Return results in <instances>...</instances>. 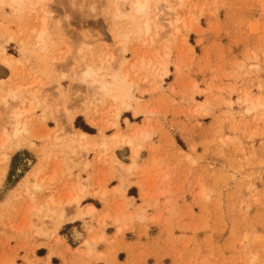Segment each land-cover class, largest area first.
I'll return each mask as SVG.
<instances>
[{"label":"rangeland","instance_id":"374dc122","mask_svg":"<svg viewBox=\"0 0 264 264\" xmlns=\"http://www.w3.org/2000/svg\"><path fill=\"white\" fill-rule=\"evenodd\" d=\"M106 3L44 0L37 13L19 19L0 8V53L15 63L19 39L13 35L23 27L38 31L44 12L51 14V19H44L50 37L46 50L32 47L28 61L19 70L15 66V77L0 64L2 86L7 89L21 80L33 85L41 91L40 102L52 108L53 118L64 109L76 110L75 102L86 90L80 83L82 65L103 57L124 59L134 67L133 105L150 114L120 117L121 130L132 132L127 121L149 135L139 143V167L120 172L126 187L138 186L144 191L143 202L160 208L140 264H264V108L248 112L252 103L264 106V0H187L180 13L184 26L174 38L169 31L157 37L152 33L153 43L132 42L125 52L116 48ZM142 60L155 65L162 61L167 76L148 74L140 68ZM52 118L41 111L32 114L24 137L29 149L16 152L8 176L0 181V202H10L0 204V264H44L33 259L36 250L50 249L58 239L59 231L52 228L48 235L53 240L41 235L47 232L41 208L48 192L32 191L34 204L19 200V194L8 197L11 187L36 164H47L48 171L65 164L70 179L85 184L88 195L99 193L101 186L106 190L120 175L107 161L99 163L92 154L82 158L64 150L61 142L49 140L50 129L57 126ZM75 123L76 128L86 124L80 118ZM91 133L98 134L95 129ZM119 150L130 154L123 163H132L130 149ZM141 157L151 160L149 166L143 168ZM63 186L62 179L53 184L56 203H61L55 209L62 205ZM124 191L118 197L123 198ZM92 227L84 223L85 243L95 248L104 242L98 238L105 226L96 224L98 232ZM81 261L72 257L63 263Z\"/></svg>","mask_w":264,"mask_h":264},{"label":"bare ground","instance_id":"6f19581e","mask_svg":"<svg viewBox=\"0 0 264 264\" xmlns=\"http://www.w3.org/2000/svg\"><path fill=\"white\" fill-rule=\"evenodd\" d=\"M44 0H0V8L8 9L11 14L19 19L25 16H30L32 13H37L40 3ZM187 0H107L106 16L109 18V27L113 32V39L116 43V48L122 52L132 42L153 43L150 39L152 33L155 37L159 36L164 31L174 38L180 28L184 26V18L181 17V10L185 7ZM50 13L44 12V19L50 18ZM162 22L165 26L160 25ZM41 21V29L38 31H29L28 27H23L17 31L18 38L17 52L19 60L15 63L7 59V55L2 51L0 53V64L7 67L12 75H17L15 66L19 70V66L23 62H27L32 55V47L38 46L45 51L49 41L48 34L45 29V20ZM51 19V18H50ZM12 39V37L10 38ZM8 38V41H11ZM80 55H82L80 51ZM124 59L114 61V57H103L97 62H89L82 65L80 71V83L86 87L84 95L76 101V110L72 113L69 109H64L63 114L56 115L52 118L51 109L40 102L41 91L36 90L33 85H27L24 80L18 84L10 85V88L3 87L4 80H0V120L3 126L0 128V181L5 177L6 169L10 156L22 149H29L24 137L29 132L32 114L36 111H41L47 118H52L56 122V128L49 131L48 139L54 142L64 144V150L71 152L74 155H79L86 158L92 154L95 159L107 161L110 167L119 170L117 175L118 189L115 194H121L123 189H127L124 185L125 181L120 171L137 169L139 154L142 151L140 142L149 139L147 131L137 129L126 121V126L131 133L121 130L119 120L124 114L131 113L134 118L140 115H149L140 109L139 105L134 106L136 101L134 95V85L130 80V71L134 67H130ZM117 65V67H115ZM140 68L148 74L154 73L156 77L161 79L167 76V69L163 66L162 61H158V65L154 61L140 62ZM19 75V74H18ZM4 88V89H3ZM58 91V99L63 101L64 96L61 90ZM264 108L258 102L250 105L248 112H256ZM46 113V114H45ZM63 116L64 119H56ZM45 118V117H44ZM83 119L86 124L97 130L96 136L90 137L80 132L73 130V123L77 119ZM42 122L45 119L41 118ZM112 119L111 122H107ZM134 130V131H133ZM113 131V135L108 137L105 132ZM123 147H128L131 152V165L126 167L114 159V150H119ZM48 165L40 162L36 164L30 173L26 175L18 190L11 194V198H16L19 194L20 199L31 200L34 204L36 199L30 197L33 192H48L45 201L43 200V209L45 218L46 233L41 235L48 240H53L52 235H48V231L54 229L57 233L67 222L71 221L67 215L72 212H80V204L85 199L100 200L103 204L107 201V193L104 186L100 187L99 193L88 195V187L81 184L78 180H71L69 167L65 164L61 165V169L46 168ZM85 166V170L88 168ZM62 179L64 187L69 188V191L63 196L62 205L55 209L56 195L53 193V184ZM29 180L30 185H25ZM118 196V195H117ZM78 209V210H77ZM95 213L92 208H87L84 216L90 217ZM56 218V219H54ZM77 219V217L75 218ZM56 223L54 226L53 224ZM45 231V230H44ZM76 238H81L74 232ZM57 239L56 241H58ZM101 241V239H99ZM95 243V241H94ZM47 247V246H45ZM88 255L93 254L94 245L85 243ZM35 252V251H34ZM39 262L35 255L33 258ZM43 262V261H42ZM13 264V263H12Z\"/></svg>","mask_w":264,"mask_h":264},{"label":"crops","instance_id":"0c3cea01","mask_svg":"<svg viewBox=\"0 0 264 264\" xmlns=\"http://www.w3.org/2000/svg\"><path fill=\"white\" fill-rule=\"evenodd\" d=\"M75 121L73 123L74 131L85 134L86 136L93 137L91 130L87 124L79 125L75 127ZM125 154V155H124ZM18 153L10 156L8 166L11 164L12 159ZM114 159L122 165L129 167L130 162L123 163L124 160L130 159L129 153H124V150L115 151ZM89 160L93 161L92 156H89ZM143 168L149 166L150 159H142ZM147 171V170H146ZM9 167L6 170L5 178L8 176ZM30 173V172H29ZM28 173H26L27 175ZM25 175V177H26ZM23 177L18 180L12 189L9 191V196L18 190L19 185L24 180ZM101 178H99L100 181ZM98 181V182H99ZM149 186V185H148ZM119 184L117 181H113L106 189L107 201L103 204L99 199H85L81 202L80 212L72 211L67 215V218L71 221L67 222L58 232L57 238L48 248H40L36 250L35 257L38 261H43L44 264H64L69 262L73 258L81 257L83 264H140L143 260V253L146 252L148 247V241L152 238L150 236L155 232L151 222L158 221L160 219V208L154 209V204H145L143 202V190L138 186L132 185L124 191V197H118L115 191L118 189ZM55 188L60 190L58 186ZM63 189V196L69 191L66 186ZM100 191V188H99ZM148 190L146 189V192ZM147 194H150L148 191ZM122 203L125 204H121ZM0 204H10L7 200L1 201ZM87 208H92L95 213L90 216H84V212ZM77 217V219H75ZM94 223L91 224L90 220ZM84 223L92 227L96 232L100 228L95 227L105 226L102 230L103 235L98 239H101L103 244H98L93 250V254L88 255L87 249H82L83 244L88 240ZM157 223V222H156ZM74 232L80 235V239L75 237ZM100 245V246H99ZM99 246V247H98ZM78 251L79 254H76ZM51 254V256H50ZM76 256V257H74ZM64 262V263H63ZM151 262H149L150 264ZM152 264V263H151Z\"/></svg>","mask_w":264,"mask_h":264}]
</instances>
